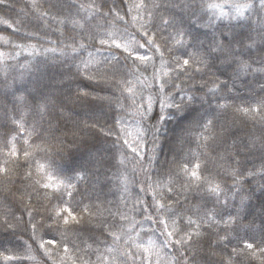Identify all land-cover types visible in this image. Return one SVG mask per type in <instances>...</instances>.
Returning <instances> with one entry per match:
<instances>
[{"label": "trees", "instance_id": "16d2710c", "mask_svg": "<svg viewBox=\"0 0 264 264\" xmlns=\"http://www.w3.org/2000/svg\"><path fill=\"white\" fill-rule=\"evenodd\" d=\"M34 2L35 7H33ZM104 2L105 0H95V4L99 5H103ZM107 2L114 8L111 13L108 12L107 7H101L99 12L94 6L86 7V9L79 8L80 4L86 6L92 4V0H3L0 3V38L7 39L6 44L4 39H0V52L6 54L5 57H0V124L6 122L9 128H19V124H12V119L23 124V129L13 132L10 136H5L0 130V166H6L9 169L7 175L0 174V257L25 255V245H27L31 255L36 257L28 264H74V262L83 264L84 260H87L89 264H111L116 253H110L108 248L126 246L123 239L114 244V238L107 232L101 235L99 231H96L95 234L99 240L93 243L91 239H88L87 231L77 232L75 229L95 228L97 220L112 222L109 210L111 212L119 210V212L135 216L137 220L142 221L145 229L159 227L143 221L138 213L131 211L137 197L147 202L151 196L147 190L140 191L141 187L147 189V185L151 183L147 174L141 170L142 165L146 164L147 157L145 156L144 161H140L138 157L133 158L134 154L130 150H126L124 164L117 163L113 166L110 159L114 151L111 147V139L107 143L99 138L90 142L88 136L91 134V129L85 128L84 122L92 125L98 119L101 125H105V131H107L112 127L115 119L118 123L115 125L116 131L113 137L120 136L121 143L127 139L135 147L133 141L138 135L137 130H143L147 125L155 123L154 119H149L146 123L141 122L142 117L139 113L143 112L144 108H140L139 105L142 103L146 105L148 97L152 96L153 111L149 112L148 116L167 115V110L162 111L156 99L159 83L169 79V76L185 90L199 89L215 76H219L220 80H228L232 92L230 99L223 102L230 104L231 107L218 117V124L226 126L228 133L241 143H247L250 137L260 136L264 132V121L260 120L259 115L254 112L244 115L235 110L238 106H256L255 101L260 93L258 75L249 74L233 83L228 76V72L232 69H228L222 75L218 71L219 63L212 65L210 69L204 68L201 73L191 72L189 76H178L172 70L175 67L176 56L183 59L188 58L184 55L185 52L194 53L197 49L202 51L212 43L214 34L244 32L251 33L259 40L257 36L259 18L253 11L245 10V16L251 17V21H241L242 27H236L237 22L230 20V17L234 15L231 3H247L249 0H228L227 3L225 0H216L217 3L224 4L223 11L228 16V18L220 19H217L220 15L219 10L205 12L200 7L186 8L184 7L186 0H143L146 7L134 8L132 11H126L123 6H116L119 0H107ZM126 2L133 4L139 0H126ZM154 2L159 3L161 7L154 8ZM175 4L180 6H169ZM117 12L124 17L123 21L115 19ZM44 13H47V16H44ZM103 13H108L107 17ZM161 14L165 19L174 21V24L163 26L162 29L153 28V22L160 24ZM133 17L136 19L134 20ZM70 19L78 20L83 28L67 23ZM69 29L72 30L71 35L76 37L75 42L68 38ZM178 29H183L188 34L185 39L192 37V43L196 44V47H192L191 44L187 48L174 46ZM146 30L155 34L158 50L149 51L148 47H137L139 43L144 42L141 37ZM89 35L96 36L98 39L90 40ZM26 36L28 38H25ZM99 39L107 40L108 44L101 46ZM113 41L120 44L121 48L116 49ZM73 43L76 47L84 43L86 47L78 52H72L67 45ZM125 46L133 55L138 52L152 57L147 71L144 70L142 62L133 63L131 59L127 60L130 67L124 68L125 57L128 55L123 52ZM52 48L56 51H45ZM241 51L245 50L241 49ZM258 56L259 53H256L254 59ZM243 58H248L247 52ZM85 62L88 63V68H85ZM113 66L120 69L115 76L112 72ZM258 66L253 64V67ZM137 68L139 71L136 70ZM98 70L99 73L106 74L112 79L111 86L97 85L87 79L92 76L95 80H100L101 74H98ZM165 72H168L169 76H165ZM117 80L131 83L117 85L115 83ZM129 87L133 89V93L124 90ZM77 89L88 91L89 96L77 99ZM175 93V89L170 93L166 89L165 94L175 95ZM202 94L204 91L197 92L198 96ZM18 95H24L29 103L20 105L15 100V96ZM45 98L50 99L51 103L48 115L42 119L35 111L33 103ZM133 100L136 101L135 104ZM214 104L215 101H213ZM61 107L63 113L59 110ZM196 107L200 108L201 115L213 110L208 109L206 105ZM190 118L189 113L186 112L183 117H173L158 125L161 128L160 139L157 141L158 163L151 166L149 172L156 169L166 172L169 167H175L172 165L175 158L172 150ZM49 121L54 127L46 131ZM73 131L76 132L75 136L72 134ZM38 133L43 134L42 138ZM204 134L208 135L207 132ZM196 135L198 136L199 132ZM151 139V135L148 134L146 141ZM61 140L75 143L71 148H67L66 144H61ZM150 147L149 144V149ZM60 148L70 153L69 161L60 163L62 155L58 150ZM188 148L194 152L204 151L198 148L195 142L185 148V153ZM13 149L18 155H9ZM25 151L29 153V156H24ZM208 151L209 157H216V159L201 157L204 166L208 169V172L202 174L208 175L209 178L215 176L217 182L225 188L229 202L228 206L222 210L227 214L233 210V206H239V194L235 201L230 199L232 192L229 189L233 181L224 171L231 161L218 158L217 153L227 155L223 146L217 147L215 152L211 149ZM140 155L144 156L145 152L141 150ZM5 161H7L6 165ZM53 161L57 162L54 166ZM259 163L260 153H252L246 161V167L252 169L253 165L258 167ZM41 166H43L42 169ZM28 172L31 176H27ZM49 176L53 179L49 180ZM81 176L83 179H80ZM49 183L53 184V187L45 188L44 185ZM125 185L128 191H124ZM246 191L247 188H245ZM257 196L260 194L257 193ZM121 198L125 203L121 204ZM180 199L187 203L183 197ZM260 203V199H253L252 206L246 210L243 221L244 224H249L251 221L255 225L254 232L257 237L260 235L261 226L264 225V215L259 208ZM85 205L94 214L91 217V224L85 223L89 219L87 213H83L84 219L79 225L75 222L64 225L59 217H55V212L63 208H72L79 217L81 215L79 209ZM37 212L40 214L37 216L39 220L52 214L55 217L54 221L47 223L52 224L53 229L59 228L58 232H54L57 243L45 244L50 255H44V249L37 251V244L33 243L29 239V233L24 231L26 222L30 219L28 213L36 216ZM64 215L66 217L67 213ZM6 220L13 226L11 229L4 228ZM121 223L127 224L126 221ZM111 230L119 234L118 229ZM239 234L244 236L246 233L241 230ZM62 235L67 252L63 251ZM41 237L45 241L52 238L47 229L37 232L36 240L39 241ZM85 240L87 244L84 243ZM237 243V240L233 238L231 243L223 249H215L218 255L212 256L211 259L220 261L227 258L232 253V249L237 247ZM88 245L91 247L89 248ZM172 251L171 248L165 250L168 255H171ZM255 251V256L249 252H242L240 255L231 254L233 264H264V254H261L259 249ZM168 255L161 253L163 257L161 264H165ZM155 260L154 256L153 261ZM0 264H16V262L0 258Z\"/></svg>", "mask_w": 264, "mask_h": 264}, {"label": "snow or ice", "instance_id": "6c2138e0", "mask_svg": "<svg viewBox=\"0 0 264 264\" xmlns=\"http://www.w3.org/2000/svg\"><path fill=\"white\" fill-rule=\"evenodd\" d=\"M2 2L3 0H0V3ZM227 2L228 0H225V3ZM35 6L34 2L33 7ZM72 6L75 7V5ZM93 6L97 12H99L101 7H107L109 13L114 10L108 4L107 0H105L103 5L95 4V0H92V4L87 6L80 4L79 8L86 9V7ZM116 6H123L126 11L146 7L143 0H139V2L133 4H128L126 0H119V4ZM169 6L179 7L180 5L175 4ZM230 6L234 9V15L230 17V20L237 22L236 27L243 26L240 24L241 21H251V17L245 16V10L253 11L258 16L259 31L257 32V36L259 40L253 37L251 33L244 32L232 31L220 33L219 35L214 34L212 43L202 51L197 49L194 53L185 52L184 55L188 58L183 59L180 56H176L174 58L175 67L172 70L178 76H189L191 72L201 73L204 68L210 69L212 65L219 63L220 68L218 71L222 75L228 69H232L231 72H228V76L229 80L233 81V83L249 74L254 76L258 75L259 80L257 82L260 93L255 101L256 106H238L235 110L244 115L254 112L259 115L261 121H264V0H249L247 3L233 2ZM153 7L159 8L161 5L154 2ZM184 7H200L205 12L219 10L220 15L217 19L228 18L227 13L223 11L224 4L217 3L216 0H199V2L197 0H186ZM43 15L47 16V13ZM103 15L107 17L108 13H103ZM115 19L123 21L124 17L117 12ZM133 19L135 20L136 17H133ZM159 21V25L153 22L152 27H160L162 29L163 26L174 24V21L165 19L163 14L160 15ZM212 22L214 23L215 21ZM60 23L65 22L60 21ZM67 23L83 28V25L75 19H70ZM68 31V38L75 42L76 37L71 35L72 30L69 29ZM187 35L183 29H178L176 33L177 38L174 39V46L187 48L191 44L192 47H196V44L192 43V37L185 39ZM25 38L28 37L26 36ZM0 39H4V43H7L6 38ZM88 39L96 40L98 37L89 35ZM141 39L144 42L139 43L137 45L138 48L148 47L149 51L153 49L158 50L159 46L155 44L156 36L154 33L146 30L143 32ZM99 44L104 46L108 44V41L99 39ZM113 44L116 49L121 48V45L115 43V41H113ZM67 47L71 48L72 52H78L86 46L84 43H80L79 47H76L75 43H73L67 45ZM241 49L245 51H241ZM45 51L55 52L56 49H45ZM123 52L128 53L125 57V69L130 67L127 64V60L131 59L133 63L135 61L142 62L144 64V70H148V63L152 60L150 55L146 53L139 54L138 52L133 55L126 46L123 48ZM245 52L248 54L247 59L243 58ZM256 53H259V56L254 59ZM89 55L91 56V53ZM5 56V53L0 52V57ZM113 56L115 57V53H113ZM117 63H119V58H117ZM253 64L259 66L253 67ZM84 66L85 68L89 67L87 62L84 63ZM136 70L139 71V68ZM112 72L113 76H115L120 72V69L113 66ZM98 74H101L100 80H95L92 76L87 77V79L97 85L104 84L105 86H111L112 79L110 77H107L106 74L99 73V70ZM164 75L169 76V73L165 72ZM115 83L119 85L123 83L130 84L131 82L117 80ZM166 89L169 93L175 89V95L165 94ZM124 90L133 93L131 87ZM198 91H204V94L198 96ZM231 92L232 88L229 86L228 80H220L219 76H215L210 82H205L201 88L192 90L180 88L169 76V79L159 83L156 99L159 108L162 111L167 110V115L156 114L154 117L148 116V113L153 111L152 96L148 97L146 105L143 103L140 104L139 107L144 108V111L139 113L142 117L141 122L146 123L149 119H154L155 123L147 125L143 130H137L138 135L133 141L136 145L135 147L127 139H124L121 143L120 136L113 137V133L116 131L115 125L118 123L115 119L112 127L107 131H105V125H101L98 119L92 125L84 122V127L91 129V134L88 136L90 142L99 138L104 143H107L111 139V147L114 151L110 159L113 166H116L117 163L120 165L124 164L126 150H130L134 154V159L138 157L140 161H144L145 156L147 157L146 164L142 165L141 170L147 174V178L151 183L147 185V189L141 187L140 191L145 192L147 190L151 193V196L147 202L137 197L131 211L138 213L143 218V221L149 222L152 225H158L159 227L145 229L142 221L137 220L135 216L119 212V210L117 212H111L109 210L112 222L97 220L95 222V228L75 229L77 232L87 231L89 233L88 239H91L93 243L99 240V237L95 234L96 231H99L101 235L107 232L109 236L114 238V244L123 239L124 245L126 246L108 248L110 253H116L112 258L111 264H161V259H163L161 253L168 255L165 250L169 248L173 251L171 255H168L165 264H233L231 254L240 255L242 252H249L255 256L256 249H259V252L264 254V225L261 226L260 235L257 237L254 232L255 225L251 221L249 224H244L243 222L245 212L252 206L254 198L261 200L259 208L261 214L264 215V199H262L264 197V132L260 136L250 137L247 143H241L228 133L226 126L218 124V117L227 112L231 107L230 104L223 102L230 99ZM87 96H89L88 91L77 89V99ZM100 99L104 98L100 97ZM15 100L20 105H27L29 103L24 95L15 96ZM213 101H215L214 105ZM50 103V99L47 98L34 101L33 106L35 111L42 119L48 115ZM135 103L136 101L133 100V104ZM197 105H206L208 109L213 110L201 115V110L199 107H196ZM120 107L123 106L120 105ZM59 110L63 113L62 107ZM186 112L189 113L191 118L189 119L188 125L183 128L182 135L179 136L172 150V153L175 155L172 165L175 167H169L166 172L160 169L149 172V168L158 163L157 152L159 146L157 141L160 139L159 134L161 132V128L158 125L173 117H183ZM12 124H19V128H9L6 122L0 124V130L3 131L5 136H10L13 132H18L20 129H23V124L15 119H12ZM53 127V123L49 121L46 131L52 130ZM57 130H59L58 127ZM121 131H124V129H121ZM197 132H199L198 136L196 135ZM205 132L208 135H205ZM72 134L75 136L76 132L73 131ZM148 134L152 137L150 141H146ZM38 135L41 138L43 136L42 133H38ZM229 141L231 142L229 143ZM192 142H195L197 147L204 149V151L194 152L188 148V151L185 153V148ZM74 143V141L65 142L61 140V144H66L67 148H71ZM149 144L151 145L150 149ZM220 146L225 148L227 155L225 153H217L218 158L220 160L231 161L229 167L224 170L226 175L233 181L229 189L232 192L230 199L235 201L237 194H239V206H233V210L227 212V214L222 210L228 206L229 202L225 188L221 186L220 182H217L215 176L209 178L208 175L202 174L208 172V169L204 166L201 157L216 159V157H209L208 150L211 149V151L215 152L217 147ZM58 150L62 153L60 163L67 162L71 159L70 153L64 148ZM141 150L145 152L144 156L140 155ZM256 152L260 153L259 166L253 165L252 169H249L246 167V161L249 159L250 154ZM9 155L18 154L13 149ZM24 156H29V153L25 151ZM52 163L53 166L57 164L56 161ZM6 164L7 161H5ZM42 168L43 166H41ZM8 172V167L0 166V174L7 175ZM27 176H31V173L28 172ZM153 177H155L154 180ZM258 177L259 179H257ZM52 179L53 177L49 176V180ZM80 179H83V177L81 176ZM177 184H179V188H177ZM153 185H156V187H153ZM44 187L50 188L53 187V184H45ZM245 188H247L246 192ZM17 191H20V189H17ZM124 191H128L127 185H125ZM257 193L260 196H257ZM180 197H183L187 203L182 202ZM222 197L224 198L222 199ZM123 203L125 201L121 198V204ZM79 211L81 215L78 217L72 208H63L55 212V217H59L64 225H69L70 222H75L76 225H79L81 220L84 219L83 213H87L89 219L85 223L91 224V217L94 214L89 211V207L85 205ZM97 212H99V208H97ZM64 213H67L66 217ZM39 215L38 212L36 216L28 213L30 219L26 222L24 231L28 232L29 239L37 244V251L44 249V255H50L48 249L45 248V244L54 245L57 243L54 232H58L59 228L53 229V225L47 223L48 221H54L55 217L52 214L47 215L43 220L37 219ZM123 221H126L127 224L121 223ZM138 226L139 231H137ZM12 227L7 220L4 222L5 229H11ZM41 229H47L48 234L52 238L45 241L41 237L37 241L36 234ZM111 229H118L119 234H117V231ZM241 230L246 233L244 236L239 234ZM15 234L17 236L19 235V233ZM233 238L238 242L237 247L232 249V253L227 258L220 261L211 259L212 256L218 255L215 249H223L228 243H231ZM61 242L63 244V235L61 236ZM84 243L87 244V240ZM88 247L90 248L91 245H88ZM25 248V255L3 256L0 258L7 261H15L16 264H28L29 261H34L36 257L31 255L29 246L25 245ZM5 251L7 250L5 249ZM63 251H68L66 244H63ZM202 253L205 255L202 256ZM154 256L156 257L155 262L153 261ZM83 264H89V262L84 260Z\"/></svg>", "mask_w": 264, "mask_h": 264}]
</instances>
